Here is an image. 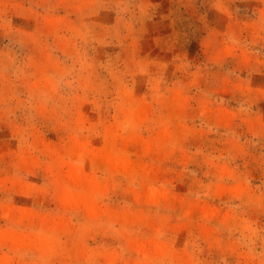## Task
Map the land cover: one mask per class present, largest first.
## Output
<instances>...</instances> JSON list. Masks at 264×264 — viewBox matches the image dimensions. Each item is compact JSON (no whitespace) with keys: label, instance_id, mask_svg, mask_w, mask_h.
<instances>
[{"label":"rangeland","instance_id":"1","mask_svg":"<svg viewBox=\"0 0 264 264\" xmlns=\"http://www.w3.org/2000/svg\"><path fill=\"white\" fill-rule=\"evenodd\" d=\"M261 8L255 0H0V234L67 228L52 256L3 246L0 256L134 264L142 258L132 238L156 239L192 264H264ZM135 110L148 119L132 135L122 122ZM108 129L118 130L114 147L136 173L85 166L108 188L98 204L122 218L92 220L64 209L55 158L76 139L104 155ZM151 187L160 194L149 197Z\"/></svg>","mask_w":264,"mask_h":264},{"label":"bare ground","instance_id":"2","mask_svg":"<svg viewBox=\"0 0 264 264\" xmlns=\"http://www.w3.org/2000/svg\"><path fill=\"white\" fill-rule=\"evenodd\" d=\"M131 103H133L132 100ZM147 119L148 114L145 110L136 111L133 116L132 114H127L124 119L125 121H123L124 123L122 122V124H124L128 128L129 132L134 135L137 128H139L144 122H146ZM116 131L118 130H107L105 134L106 146L104 148V155L98 154L96 150L91 149L89 147V143L76 139L73 141L67 157L59 155L56 156L55 165L58 170L56 181L58 184L59 196L64 209L81 211L92 220L106 217L108 220L113 221L115 220V217L117 218V220L121 218L118 215L114 214L112 211H109V208L104 209L98 204V197L101 195L104 196L108 188L106 189L102 182H100L96 177L87 174L85 170L86 165L102 163L112 172L122 173L128 177L133 176L136 173L135 167L137 163L134 167L131 163L132 161L129 160L127 155H125V153L123 152L116 151L117 148L114 147L117 136ZM152 144L154 145V143ZM124 149L126 148L124 147ZM147 149L148 151L151 150L150 145H148ZM147 194L149 195V197L154 198L158 196V194H160V191L156 187H151L149 188ZM210 211L208 212L210 213ZM6 215L7 217L11 219L14 218L17 221H22L26 218L32 219V214H30L26 210H21L17 212L16 215L8 210L6 211ZM127 221L129 220L123 218L124 223H127ZM28 222H31V220L28 219L27 223ZM27 223L24 224L26 225ZM30 224L31 225L29 226L31 227L33 224ZM66 229L67 228L63 223L47 222V224L44 225L43 231L41 229V231L38 232L40 233V235L34 238L29 237V233L26 236L25 234L23 235V233L18 234L12 231L5 232L3 234H0V247H6L10 253H18L23 249L31 248L38 252L41 256H52L56 253L57 233L62 230V233L64 234V231ZM30 235L32 234L30 233ZM129 243L142 258L141 261H135L136 263L134 262V264H153V260L155 258L165 256L170 257L174 260L176 259L180 264H192L190 261L182 257V254L178 255L172 247L163 244L156 239L139 241L131 238L129 240ZM1 256L0 264H12V259L9 255H4L2 257ZM116 262L117 261L116 259H114V256H111L108 258L107 264H117Z\"/></svg>","mask_w":264,"mask_h":264},{"label":"clouds","instance_id":"3","mask_svg":"<svg viewBox=\"0 0 264 264\" xmlns=\"http://www.w3.org/2000/svg\"><path fill=\"white\" fill-rule=\"evenodd\" d=\"M218 2H220L222 6V0H218ZM255 2L259 3L260 5H264V0H255ZM255 26L259 28L261 33H264V8H261L259 19L255 22ZM262 92H264V89H262Z\"/></svg>","mask_w":264,"mask_h":264}]
</instances>
